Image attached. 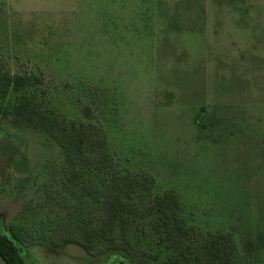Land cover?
Segmentation results:
<instances>
[{
  "label": "rangeland",
  "instance_id": "rangeland-1",
  "mask_svg": "<svg viewBox=\"0 0 264 264\" xmlns=\"http://www.w3.org/2000/svg\"><path fill=\"white\" fill-rule=\"evenodd\" d=\"M0 59L40 80L0 106L30 96L93 124L107 153L84 170L0 109V231L28 264L165 263L153 214L112 232L129 253L55 245L100 224L114 173L154 178L133 194L143 211L175 191L192 252L223 233L229 264H264V0H0Z\"/></svg>",
  "mask_w": 264,
  "mask_h": 264
},
{
  "label": "trees",
  "instance_id": "trees-1",
  "mask_svg": "<svg viewBox=\"0 0 264 264\" xmlns=\"http://www.w3.org/2000/svg\"><path fill=\"white\" fill-rule=\"evenodd\" d=\"M40 82L35 74H11L2 66L0 59V100H4L11 91H18ZM5 114L10 115L12 122L16 125L30 126L32 128L51 134L57 143L63 148L68 161L75 157L82 169H90L98 166V162L106 158L104 150L105 140L92 135H97L93 124L65 122L55 115L54 112L42 110L36 101L27 95L6 105L0 106ZM97 151L101 155L100 160L96 156H89L85 150ZM80 161V162H79ZM71 175V181H76L82 171L75 170ZM154 183V178L148 174L121 177L114 173L108 184L103 189L101 209L104 216L98 225H84L78 231L76 239L73 240L66 233H60L53 238L55 245L62 240L61 245L74 242L87 252L95 245L102 243L103 252L110 250H123L129 253L130 242L124 237L117 240L111 236L118 227L123 234L129 228L130 223L136 218H144L153 214L152 230L158 238V242L173 254L163 264H229L227 253L220 245V239H229L227 234H219L215 239H209L202 248V252H192V248L185 241L187 227L180 217L181 208L179 198L174 190H166L156 194L149 209L143 211L133 202V194L140 189L149 188ZM85 192H90L89 186H81ZM211 236V235H210ZM212 238L214 236H211ZM203 256L204 259L203 260ZM0 258L5 264H28L20 252L19 247L7 234L0 231Z\"/></svg>",
  "mask_w": 264,
  "mask_h": 264
}]
</instances>
